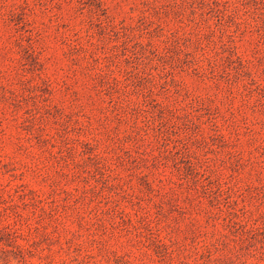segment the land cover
Returning a JSON list of instances; mask_svg holds the SVG:
<instances>
[{
    "label": "rangeland",
    "instance_id": "obj_1",
    "mask_svg": "<svg viewBox=\"0 0 264 264\" xmlns=\"http://www.w3.org/2000/svg\"><path fill=\"white\" fill-rule=\"evenodd\" d=\"M2 224L0 264H264V0H0Z\"/></svg>",
    "mask_w": 264,
    "mask_h": 264
},
{
    "label": "trees",
    "instance_id": "obj_2",
    "mask_svg": "<svg viewBox=\"0 0 264 264\" xmlns=\"http://www.w3.org/2000/svg\"><path fill=\"white\" fill-rule=\"evenodd\" d=\"M6 228H10V224H2L1 226H0V232L2 231V230H4L5 231V234L6 235H10L11 233L6 229ZM254 229L251 227H246V231H248V232H251V231H253ZM9 238V242L11 243V241H12V237H8ZM17 246V248H21L20 247V245L18 246V245H16Z\"/></svg>",
    "mask_w": 264,
    "mask_h": 264
}]
</instances>
